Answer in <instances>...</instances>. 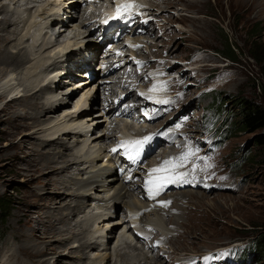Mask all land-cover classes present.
Returning <instances> with one entry per match:
<instances>
[{
	"label": "rangeland",
	"instance_id": "obj_1",
	"mask_svg": "<svg viewBox=\"0 0 264 264\" xmlns=\"http://www.w3.org/2000/svg\"><path fill=\"white\" fill-rule=\"evenodd\" d=\"M31 1L33 0H26L28 3L16 5L12 0H0V7L4 6V10L0 11V19L6 13L11 17L15 14L11 27L0 34L16 31L9 43H0L1 51L4 50L6 55H14L17 49H26L28 52V61L18 70L13 66H0V94L4 95L0 99V200L8 207L5 211L7 217L3 218L4 225L0 226L2 231L5 229V238H0V264H9L8 254L16 248L13 233L31 231L32 240L39 242L40 248L48 245L46 255L39 259L45 261V264H249L247 257H244L246 260L242 263H238L237 259L235 262L230 251L236 252L237 258L248 242L254 239L250 233L264 230L263 151L252 145L251 134L236 132V135H229L227 138L222 135L220 139L216 129L220 127L226 113L233 111L235 115L233 105L230 102L224 104L231 97L243 96L264 106V62L258 65L249 56L250 30L256 24H259V43L264 52V13L260 8L252 11L244 7L237 8L236 0L127 2L132 5L130 9L133 11L130 28L119 34L121 37L117 48L112 46L100 58L101 64L123 58L122 63L126 64V68L122 84L108 85L113 80L108 76V69L114 67L106 69L104 76H101L102 80H106L103 89L100 88L102 103L97 105L98 111L87 112L86 106L91 97L84 95H90L91 89L81 84L84 82L83 78L75 76L74 72L70 78L75 80L70 85H65L69 83L67 78L62 80L65 82L63 86L57 84L61 91L70 96L66 101L68 104L51 103L56 107L53 114L42 115L37 123L26 120L29 125L24 129L20 125L16 126L15 117L8 115L5 95L19 84L17 79L20 77L21 84L27 86L29 74L39 72L37 64L40 60L46 61L52 53L43 47L32 51L26 41L34 33V22L51 24L54 15L49 13L47 5L53 0L49 3L45 0L34 3L36 8L41 5L46 10L44 13L48 11L52 16L47 21L36 16L42 11L40 7L39 12L36 8L32 9L36 19L31 16L30 11L25 10L32 5ZM67 1L58 0L54 3L61 9L68 6L64 9L71 11L70 16H73L68 21V31L62 34L60 44L56 47L61 45L63 48L65 42L77 41V46L72 43L70 46L73 48L69 46L70 50L68 48L65 52L72 51V58L76 56L74 61L78 64V58L84 52L83 56L90 53L87 50L90 40L82 38L90 37L88 33L84 34L85 30L87 32L108 11L116 9L120 1L115 0L117 3L114 7L110 6L115 3L114 0H92L94 3L86 6H83V0L76 3ZM82 22L89 26H81ZM48 28L45 30L50 34ZM77 34L82 35L73 38ZM129 39L133 44L131 47L126 45ZM226 40L238 48L239 62L233 63L220 54ZM120 52L121 58L112 57ZM107 55L110 58L107 59ZM138 58L143 64H136ZM144 64L148 67L142 69ZM71 65L74 66L73 63ZM120 68L116 70V74L121 73ZM94 71L96 73L97 69ZM10 74H14L17 79L13 78L14 81L7 84L6 77ZM41 79L35 80V87ZM125 89L134 92L137 98H129L132 101L123 102L121 107L125 109L130 105L133 111L125 110L126 115L118 117L103 114L104 109L112 108L108 100L119 94L121 97ZM138 90L152 95H138ZM57 91L54 93H58ZM24 92L27 94L29 89ZM63 92L61 95H64ZM45 97L50 98V95L44 90L39 98L31 99L30 102L36 103L38 109H41ZM82 97L87 101L84 106H79L84 108V114L79 123L71 122L76 111L74 105ZM222 99L220 104L225 105L223 109L226 113L219 117L216 112L217 102ZM15 110L21 115L25 113L19 107ZM111 110L114 111V108L109 111ZM149 118L153 120L148 122ZM234 118L233 116L232 120ZM100 120L103 122H99ZM97 123L92 134L97 137L94 133L99 131V136L106 134L103 137H107L98 142V145L91 136L92 126ZM147 129L153 130L152 140L165 141H159L160 148L148 159L146 172L159 167L165 160H172L174 165H179L174 171L187 173L189 182L171 184L169 187H173V190L166 189L167 184L160 198L157 200L156 196L151 201L153 205L150 207L157 202L161 208L157 206L142 223L139 219L131 218L133 214L120 201L114 202L112 213L103 218L106 213L100 216L102 210L97 209L96 205L102 199L105 201L110 198L112 191L103 192L99 183H92V188L81 187L79 184L86 178L82 173L88 171L95 174L91 172L101 164L102 158H96L102 154L100 149L112 145L116 137H123L122 134L127 135V132L135 138L149 136L145 133ZM39 151L51 156L59 153L55 156L58 161L52 165L53 169L45 167L42 171L32 170L35 164L32 155ZM251 154L260 157L249 162L248 156ZM65 161H70L71 167L69 171L62 173ZM160 174L163 175L159 173L156 176ZM141 175L144 176L145 173ZM138 178L141 181V177ZM144 196V192H140L134 197L144 202L150 198L146 199ZM161 197L164 200L160 204ZM64 199L65 202L57 204ZM162 202L168 203L163 206ZM73 211H76L74 215ZM158 214L161 223L157 218ZM50 217L67 218V225H52L48 222ZM51 227L54 228L52 231ZM40 228L44 230L41 231ZM97 231H101L100 237H106L102 243L99 235L96 238L99 234ZM133 231L142 237L138 238L139 242L134 239ZM43 232L45 235H42ZM151 236H156L153 242L150 241ZM85 241L89 242L86 248L79 249ZM100 244L103 246H98ZM158 254L166 258L156 259ZM251 264H264V260H254Z\"/></svg>",
	"mask_w": 264,
	"mask_h": 264
},
{
	"label": "bare ground",
	"instance_id": "obj_2",
	"mask_svg": "<svg viewBox=\"0 0 264 264\" xmlns=\"http://www.w3.org/2000/svg\"><path fill=\"white\" fill-rule=\"evenodd\" d=\"M11 1V0H10ZM47 1V3H49V1L51 0H45ZM58 0L56 1H52L51 3H49V13L54 15V12H59L61 11V8L58 7V5H54V3H56ZM70 1V0H69ZM72 1V0H71ZM120 1V5H124V4H128L127 2H130L133 4V0H118ZM142 1V0H141ZM121 2H126V3H122ZM12 3L13 4H17L16 1L12 0ZM38 3V0H33L30 2V7H26V11H30L32 13V9L33 8H36L37 6H35V4ZM143 3V1H142ZM61 5V4H60ZM41 8V5H38ZM115 5H113L112 7H114ZM7 7V6H6ZM5 7V8H6ZM39 7L36 8L37 11L39 12ZM58 7V8H57ZM120 7V6H119ZM236 7L237 8H246L247 10L249 11H252L254 10L255 8H260V10L262 11V13H264V2L263 0H236ZM92 8V7H91ZM243 8V9H244ZM117 9V8H116ZM116 9H114L113 11H108L107 14L103 15L100 19H101V23L103 24V28H102V31H100L98 34V38H99V42L97 43V45H95V43H93V38L90 40V43L87 45V50L90 51L89 54H86L83 56V54H85V52L82 54V56H80L78 58V61L75 65V67L79 68L81 71L79 70H76V74L75 76L77 77H80V78H83V83L81 84H85L84 86H88L89 89H92L90 88L92 85H93V90H94V87H98V90H99V86H104L105 84V81L102 80L101 76H98L97 73H95L94 69H90L91 68V65L90 63L88 62V59L90 58L91 56V51L93 49H95L97 46L100 47L101 46V41L102 40H105L107 42V45H106V48L110 49L112 46L109 47V44L111 42H109V39H114L116 40L117 37H114L113 36V29L116 27V26H120V30L116 33L114 32L118 37H121L119 36V32L121 30H127L130 28V17L132 16L133 14V11L132 9H129L127 12H124L122 10V14L121 16L118 18V19H110V17H113V16H116ZM4 10V6L3 7H0V11ZM135 10V9H134ZM46 10L45 9H42L41 13L39 15H36L38 16L37 18L39 19H44V16L46 14H49L48 12L47 13H44ZM30 14V13H29ZM37 14V13H36ZM75 14V13H74ZM13 15V14H12ZM31 15V14H30ZM59 17H61V21H64V18L62 17V15H59L57 14ZM15 16V14H14ZM13 16V17H14ZM31 16H34L33 13ZM11 16H9L7 13L4 14L2 16V18L0 19V33H4L5 32V29H7V27H11L12 25V18ZM35 17V16H34ZM31 18V17H30ZM33 18V17H32ZM36 19V17H35ZM49 19V17H48ZM60 19V18H59ZM137 19V18H136ZM139 19V18H138ZM34 20V19H33ZM32 20V21H33ZM45 20V19H44ZM105 20H108V23L105 24L103 23V21ZM47 21V19H46ZM39 22V21H38ZM37 21L34 22L33 24V29L34 30V33L33 35H30L28 40L26 42H29L28 44V48L31 49L32 51L34 49H37V48H41L43 47L46 51H50V52H54L53 54L50 53L49 54V57H47L46 61H43V60H40V63L37 64V73H34V74H29L28 76V80L26 82H28V85L27 86H23V83L21 84L22 82V78L20 77L19 79H17L19 81V84H18V87H22L24 91H27L29 89V92L27 94H23L21 97H18L20 95V90H18L17 88H12L8 94H12V96L15 97V99H12L10 101L7 100V103L5 105V107H9V114L8 115H11L13 117L16 118V126L20 125L22 128H27L29 124H27L26 120L27 121H30L32 123H37L40 121V117L45 114H50V113H54V110L56 107H53L51 105V103H55V102H59L61 104H68L66 103L67 100L70 99V96H68L66 93H64V95H61L62 94V91L60 90V86L58 87V85L56 86V89L58 87V93H54L55 91L52 90V92L49 93L50 95V98H47L49 97L47 95V97H45V100L44 101V105L42 106L41 109H38V106H36V103H32L30 102V100H36V98H39L41 94H43V91L45 90L43 86H40L41 83L45 82L48 78L50 79V76H54V77H58V75H67V77H72L73 73L70 69H65L64 71L61 70V61L62 59H64V63H68L69 64H72L73 62L71 61L72 60V55H71V52L70 53H67L65 52L70 45H72V43L74 45L77 44V41L76 42H71V41H67L65 42V46L62 48L61 45H59V47L57 48L56 46L58 44H60V39L63 37L62 34L65 33L66 31H68L69 29V25L68 23H64L61 28H63L62 30L58 31L57 35H51V33L49 34L48 30H45L46 28H48L49 25H47V23L45 22H39L38 23ZM55 22V19L54 18H51V24H53ZM16 23V22H15ZM70 23V22H69ZM140 23V22H139ZM49 24V23H48ZM81 26L83 27H86L84 25V23H80ZM47 25V26H46ZM136 26V24H134ZM146 25V24H144ZM2 27V29H1ZM31 28V24L29 26ZM138 27V26H137ZM29 28V29H30ZM32 29V28H31ZM30 29V30H31ZM49 29V28H48ZM28 30V29H27ZM44 31V34H42V32ZM48 33H47V32ZM76 33V32H75ZM80 33V32H79ZM84 33H91V31L89 30L88 32H85ZM32 34V33H31ZM50 36H49V35ZM16 35V31H10L9 34H5V35H2L0 34V43H9L11 41V39ZM82 34H77V35H74L73 38L75 37H78V36H81ZM42 36H43V40L42 39ZM89 36V35H88ZM87 36V37H88ZM86 37V36H85ZM85 37H82V38H85ZM47 39V40H45ZM69 39V38H68ZM86 39V38H85ZM82 40V39H81ZM39 44V45H38ZM126 45L130 46V45H133L132 44V41L129 39L126 41ZM77 46V45H76ZM71 47V46H70ZM131 47V46H130ZM60 48V49H59ZM73 47H71L72 49ZM86 48V46H85ZM101 48V47H100ZM59 49V50H58ZM44 50V51H45ZM70 50V48H69ZM78 50V49H77ZM76 50V52H77ZM81 50V49H80ZM115 50V49H114ZM17 53H15L14 55H6L5 51H1V47H0V66H8V67H11L13 66L15 69L18 70V68H20L27 60V55H28V52L26 51V49H17L16 51ZM75 52V51H74ZM61 54H63L61 56ZM117 54V53H116ZM31 55V54H30ZM52 55V56H51ZM60 55V56H58ZM76 55V53H75ZM54 56H56L55 58H53ZM131 56L135 57L132 53H131ZM89 57V58H87ZM61 59V60H60ZM123 59V58H122ZM135 59V58H134ZM37 60V59H36ZM69 61V62H67ZM71 61V62H70ZM74 61V60H73ZM131 63V62H130ZM59 64V65H58ZM120 64V63H119ZM115 66H112L114 67L113 69H108V73H110L111 75H116L117 73V69H115V67H117L118 63L114 64ZM135 65V64H133ZM44 67L47 68L46 70H44ZM121 67V68H120ZM119 70H122L123 67L120 66ZM126 67V66H125ZM144 67H148V65H145ZM14 69V70H15ZM115 69L114 72H112L113 70ZM27 76V74H26ZM104 76V75H102ZM126 76V75H125ZM14 74H10L6 77V81H7V84H9L11 81H14ZM31 77V78H30ZM63 78H61L62 80L65 79L64 76H62ZM37 78H42L41 81L38 80V86H34V82ZM95 79V81H93V79ZM60 79V81H62ZM141 80V79H140ZM25 81V79H24ZM23 81V82H24ZM102 81V82H101ZM144 81H145V78H144ZM17 82V81H16ZM15 82V83H16ZM37 82V81H36ZM63 82V81H62ZM18 83V82H17ZM80 85V83H77ZM36 85V84H35ZM12 86V84H11ZM93 90H89L90 92H93ZM46 91V90H45ZM25 93V92H24ZM45 93V92H44ZM89 96L88 94H85L84 96ZM39 96V97H38ZM4 95L3 94H0V99L3 98ZM14 97H11V98H14ZM18 97V98H17ZM127 96H123L121 97L122 100H124ZM6 98V97H5ZM10 98V99H11ZM129 98H132V99H135L137 98V95L131 91V93L129 94ZM44 99V98H43ZM55 99V101H53ZM86 99V98H85ZM83 97L78 100V102L74 105V109H76V111L73 113L74 115L71 117V122H78L80 121V118H82V115L84 114V108L81 109L79 108L80 105H85L86 104V100H85ZM97 99V98H95ZM155 99V98H154ZM94 100V99H93ZM91 101V100H90ZM98 102V99L96 100ZM95 101V102H96ZM157 101V100H156ZM56 104V103H55ZM54 104V105H55ZM149 103H147L148 105ZM56 106V105H55ZM22 108V110L25 112H23L24 114L21 115V114H18L16 112V108ZM87 107V106H86ZM62 108V107H61ZM132 110V109H131ZM18 111V110H17ZM109 111V110H108ZM106 111V114L107 112ZM128 111V110H127ZM133 111V110H132ZM112 111H109V114L111 113ZM126 113V112H125ZM126 115V114H124ZM7 115H5L6 117ZM150 120H153V118H149L147 119V121L149 122ZM153 122V121H152ZM79 123V122H78ZM152 129H154V127H152ZM152 129H147L145 130V133L148 134V135H152L154 134L153 133V130ZM155 129L156 126H155ZM90 132V131H89ZM88 132V133H89ZM109 134V133H108ZM124 136H126L125 134H123ZM91 136L93 137V142H97L96 145H98V142H102L104 139L103 138H107V137H103V136H94L93 134H91ZM87 137V136H86ZM156 137V136H155ZM120 140L122 139L121 136L119 137ZM58 140V139H57ZM54 144V143H53ZM121 145V143H120ZM119 145V146H120ZM96 148V147H95ZM113 148H116L118 149V145L117 147H113ZM112 148V149H113ZM145 150H147L149 152V150L146 148ZM100 151L102 152V154H99L97 155L96 158L100 157L103 159V157L105 156L106 154V151L105 150H101ZM45 153V154H44ZM59 154V153H58ZM58 154H54L55 156H57ZM149 154V153H148ZM53 155V154H52ZM33 158V161H34V166H33V169L34 171H42L45 167H47V169H53L54 167H52V165H54L57 161H58V158L56 159L55 156H51L49 153H46V152H42V151H39V152H36L34 155ZM95 158V157H94ZM114 159L117 160V157L114 156ZM112 159L110 158L109 159V162L111 161ZM95 161V159L93 160ZM92 162V161H91ZM64 164L66 165L63 170L61 171L62 173L64 172H67L69 171L70 167H69V164H70V161H65ZM98 167V165H97ZM56 170V169H55ZM84 170V169H83ZM93 170V169H92ZM54 171V170H52ZM94 171V170H93ZM150 173V172H149ZM83 175L85 174L86 175V180L83 182H81L79 185L81 187H85V188H92V183H99L100 184V188H102L103 192H109V191H112L113 192V195L108 198V199H105V201L102 199L101 200V203L104 204H107V205H110L112 202H118L120 201L121 203L124 204V208L128 210L129 213L133 214L131 218L134 217V219H139L140 220V223H142L146 218H148L149 215H151L150 213L153 212L158 205H154L153 207H150V203L148 202H142L141 201H138L134 196L132 190L138 186V182L137 181H133V183H130V184H127L126 182H123L122 179L120 180L116 175H114V173L110 172L109 169H107L106 171H104L103 173H95V174H90V172L88 173V171L82 173ZM159 174V173H157ZM161 175V174H160ZM159 176V175H158ZM157 177V176H156ZM155 178V177H154ZM204 179V178H203ZM209 182V181H208ZM48 184H51V182H49ZM61 184V183H60ZM183 184V183H182ZM62 185V184H61ZM60 185V186H61ZM56 186V185H55ZM88 186V187H87ZM171 186V184H168L167 187ZM210 186V185H209ZM168 189V188H166ZM164 191V190H163ZM145 194V193H144ZM78 197L81 196L80 194H76ZM143 195V194H142ZM140 197V196H139ZM143 197V196H142ZM155 198V197H154ZM160 198V197H159ZM156 200V199H155ZM158 200V199H157ZM164 200V198L161 197V199L159 200V203L160 201ZM66 199H64L63 201H59L57 204H60V202H65ZM92 201V200H91ZM100 202V201H99ZM54 204V203H53ZM114 204V203H113ZM161 204V203H160ZM99 205V204H98ZM97 205V209H100V208H103L104 209V206H98ZM54 206V205H53ZM56 207V206H54ZM110 208L112 207H107L105 206V209H104V213L105 216H103V218H105L107 216V213L106 210H110ZM149 208V211L148 212H143V210L145 209H148ZM158 208H161L160 206H158ZM78 209V208H76ZM101 210V209H100ZM74 212L76 211H73V215L75 214ZM142 213V215L138 218L139 216V213ZM156 212V211H155ZM148 213V214H147ZM98 214V213H97ZM146 214V215H145ZM153 214H156V213H153ZM60 215V214H59ZM96 215V214H95ZM104 215V214H103ZM130 215V214H129ZM157 218H159V222L161 223L162 221H160V215L158 214L157 215ZM162 219V218H161ZM157 220V219H156ZM67 221V218H63L62 219H58V218H48V222H50L52 225L55 224V223H58L61 225V223H65ZM132 221V220H131ZM136 221V220H134ZM133 221V222H134ZM153 222V221H152ZM118 223V222H117ZM135 223H138V222H135ZM157 223V222H156ZM159 223V224H160ZM67 225V223H65ZM162 228V227H161ZM51 231L54 229V228H50ZM105 231H106V227L104 228ZM41 231H43L44 229L40 228ZM102 231V230H101ZM99 231V232H101ZM46 232V231H45ZM45 232H43L42 235H45ZM98 232V231H97ZM98 232V233H99ZM47 233V232H46ZM96 233V232H95ZM105 233V232H103ZM124 233V232H123ZM102 234V233H101ZM107 234V233H106ZM125 234V233H124ZM96 235V234H95ZM100 237V233L97 234L96 238ZM105 235V234H103ZM108 235V234H107ZM134 235V233H133ZM106 236V235H105ZM126 236V235H125ZM111 237V236H110ZM128 237V236H127ZM130 237V236H129ZM13 240L14 242H16V248L15 250H12L11 254L9 255L8 254V261H9V264H45V261H41L39 260L40 258H42L44 255H46V252L49 250L48 248V245H45V247L42 249V247L40 248V244L39 242H37L36 240H32L33 238V231L31 232H16V233H13ZM131 238V237H130ZM156 236H151L150 238V241H152L153 239H155ZM103 239V240H102ZM106 239V237L104 238V236L100 237L99 241L100 243H102V241H104ZM128 239V238H127ZM132 239V238H131ZM134 239H136L137 241L139 240L135 235H134ZM97 240V239H96ZM110 239H108L107 243L109 242ZM130 240V239H129ZM133 240V239H132ZM168 241H170V239H167ZM89 241V240H88ZM98 241V240H97ZM119 241V240H118ZM33 242V243H32ZM36 242V243H34ZM44 242V241H43ZM139 242V241H138ZM153 242V241H152ZM89 242H83L81 245H80V248L79 249H84L86 248V245L88 244ZM45 244V243H44ZM43 244V245H44ZM96 244V243H94ZM93 244V245H94ZM99 244V242H98ZM126 244V243H125ZM97 245V244H96ZM98 246H103V245H98ZM153 247V246H151ZM96 248V247H95ZM102 248V247H101ZM80 251V250H79ZM119 251V250H118ZM117 251V253H118ZM166 258L165 256H162L161 254L158 256H156V259H160V258ZM170 258V255L169 257ZM66 259V258H65ZM103 261V259L101 260ZM108 264V263H107Z\"/></svg>",
	"mask_w": 264,
	"mask_h": 264
},
{
	"label": "trees",
	"instance_id": "obj_3",
	"mask_svg": "<svg viewBox=\"0 0 264 264\" xmlns=\"http://www.w3.org/2000/svg\"><path fill=\"white\" fill-rule=\"evenodd\" d=\"M259 29V24H256V26L250 30V33L252 31V34L250 36L249 56L256 62V64L261 65L264 62V52L262 50L263 46L259 43ZM237 50L238 48H236V46L226 40V45L220 54L223 58L233 63H237L240 61ZM222 101L223 99L217 102L218 108L216 112L219 114V117L226 113L223 109L225 105L220 104ZM229 102L235 109V115H233V111L232 113H226L225 119L220 124V127L216 129L218 131V137L221 139L222 135H224L227 138L229 135H236V132L251 134L253 135L251 138L252 145L262 148L263 152L261 153L264 157V133L260 132L264 131V106L258 104L254 100L239 95L229 98L224 104H228ZM233 116L235 118L232 120ZM257 157L260 156H257V154H251L248 156V161H255ZM4 204L5 202L0 200V226L4 225L3 218L7 217L5 211L8 207ZM250 235L254 239L248 242L245 248L240 251L237 258L236 252L233 253L230 251L231 254H234L233 259L235 262L237 259L238 263H242L246 260L244 257L248 258L249 264L254 260H264V230H256L251 232ZM0 238L1 240L5 238V229L3 231L0 229Z\"/></svg>",
	"mask_w": 264,
	"mask_h": 264
},
{
	"label": "snow or ice",
	"instance_id": "obj_4",
	"mask_svg": "<svg viewBox=\"0 0 264 264\" xmlns=\"http://www.w3.org/2000/svg\"><path fill=\"white\" fill-rule=\"evenodd\" d=\"M132 5L124 4L120 7H117L116 9V16L110 17V19H118L121 14L122 10L124 12H127ZM103 23L107 24L108 20L103 21ZM135 47V46H134ZM137 63H141L137 61ZM151 91V89H150ZM140 95H144L141 93ZM148 98V97H146ZM160 103H170V101H158ZM152 136H144L142 139L138 140H132V141H121L122 147H130L132 151L135 153L134 156L130 155L131 159H135L140 155L141 152L145 151V146L149 144V142L152 140ZM113 152H116V148L112 149ZM179 165H174L172 160H165L162 162V164L159 167L152 168L149 173V178L145 181L144 187L148 191L149 197L158 196L160 192L163 190V188L167 184H174L177 182H184L188 183L187 180V173H177L174 171V169ZM157 173H163V175H160L156 177L154 180L153 177L156 176ZM168 202H162L163 206H166Z\"/></svg>",
	"mask_w": 264,
	"mask_h": 264
}]
</instances>
